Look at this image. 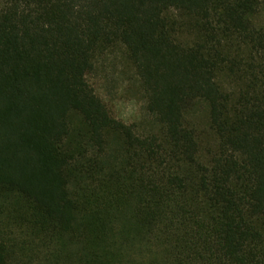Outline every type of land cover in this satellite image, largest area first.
Segmentation results:
<instances>
[{
	"label": "trees",
	"instance_id": "obj_1",
	"mask_svg": "<svg viewBox=\"0 0 264 264\" xmlns=\"http://www.w3.org/2000/svg\"><path fill=\"white\" fill-rule=\"evenodd\" d=\"M0 264H264V0H0Z\"/></svg>",
	"mask_w": 264,
	"mask_h": 264
},
{
	"label": "rangeland",
	"instance_id": "obj_2",
	"mask_svg": "<svg viewBox=\"0 0 264 264\" xmlns=\"http://www.w3.org/2000/svg\"><path fill=\"white\" fill-rule=\"evenodd\" d=\"M88 80L115 118L126 124H139L141 132L146 130L143 122L149 118L144 94L124 47H113L102 55ZM203 110V107H197L196 115L191 118L196 124L201 123Z\"/></svg>",
	"mask_w": 264,
	"mask_h": 264
}]
</instances>
